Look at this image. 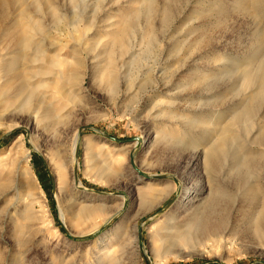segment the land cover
I'll use <instances>...</instances> for the list:
<instances>
[{
	"label": "rangeland",
	"instance_id": "374dc122",
	"mask_svg": "<svg viewBox=\"0 0 264 264\" xmlns=\"http://www.w3.org/2000/svg\"><path fill=\"white\" fill-rule=\"evenodd\" d=\"M26 2L0 1V54L13 50L18 26L33 24L45 51L25 69L36 99L21 110L23 96L13 107L0 99V264H264V236L248 214L264 205V103L251 127L232 126L236 137L220 166L204 163L217 131L255 90L242 76L264 55V0ZM138 13L130 57L115 40ZM39 99L55 108V123L28 119ZM244 151L252 167L237 170ZM215 182L228 192L208 211L222 224L217 234L198 231L167 247L154 237ZM248 182L247 203L238 195ZM187 187L196 197L179 202Z\"/></svg>",
	"mask_w": 264,
	"mask_h": 264
},
{
	"label": "bare ground",
	"instance_id": "6f19581e",
	"mask_svg": "<svg viewBox=\"0 0 264 264\" xmlns=\"http://www.w3.org/2000/svg\"><path fill=\"white\" fill-rule=\"evenodd\" d=\"M5 6H10L11 4H21L25 5L26 0H0ZM76 1V0H74ZM257 3L260 5L261 0H257ZM147 9L149 11V15L151 16L154 12V6L151 2H147ZM24 13V11H22ZM139 14L135 17L125 28L124 34L122 37L117 38L115 42L120 45V48L124 52V55L129 53L128 56L133 57L134 48L129 47V41L127 38L130 36V28L135 27L136 19L139 18ZM148 17V19L150 18ZM60 16H58L59 18ZM62 17L59 18V21ZM163 22L167 23L169 20V12H165L163 16ZM35 30L36 33H33ZM39 27L33 24L29 28H24L22 26H18V33L14 34L12 37L13 50L7 52L6 54H0V99H7L10 102V107H13L15 101H13L16 97L23 96V100L21 105L18 106V109H22L29 105L33 100H35L36 96V88L32 87L29 89V81L26 78L25 69L29 68L28 65H32L35 62L41 60V56H44L45 51L42 48V45L39 43H35V35L39 31ZM1 35H0V44H1ZM260 45L264 47V29L260 31ZM9 54V56H8ZM257 57V56H256ZM126 59L128 57H125ZM22 61V62H20ZM255 66H248L243 71V84L248 87H255L254 92L250 95L248 102L245 103L239 110L235 111L231 117V121L228 125L221 127L217 131V139L204 151V163L205 167L208 170H213L219 165L224 155H227V147L231 140L236 137V133L233 130L234 125L238 124L241 121L247 122L248 126L251 127L253 125L255 115L257 114L258 107H262L261 103H264V55L259 56L256 59ZM62 76V75H61ZM159 78V76H158ZM17 81H20L19 85L14 89L13 93H11V85ZM14 85V84H13ZM116 86V83L112 84ZM130 90L133 86L132 83H129L127 86ZM6 100V101H7ZM39 106L34 108L33 114L28 112V119H32L35 122L36 126L42 124L43 120L48 119L49 123H55L59 118V114L55 112V108L51 105H44V101L39 99ZM261 106H258V105ZM44 109V111L41 109ZM263 119H264V111H263ZM49 125V124H48ZM262 132L259 136V139L262 144L264 141V121L261 127ZM258 139V140H259ZM143 143V142H141ZM139 144V143H138ZM80 145V139L78 133L75 136V140L73 143V163L78 165L77 159V150ZM246 148V147H245ZM244 150V149H243ZM240 151V150H239ZM243 152V151H241ZM245 153V151H244ZM238 158L237 154L234 157H237L238 161L236 162L237 170L239 169H247L251 166L252 159L247 153H245ZM220 166V165H219ZM252 167V166H251ZM23 171L28 176L32 184L36 185L39 188V184L37 183V179L27 167L26 164L23 165ZM25 175V176H26ZM140 176V175H139ZM142 177V176H140ZM215 181V180H214ZM222 183V182H221ZM220 182H215V187L209 190V193L201 197L202 201L193 205H190L192 211L186 213L189 207L186 208V204L181 206L182 211L179 213V216H170L167 220L169 223L161 225L158 227L156 232L154 233V237L158 238L164 246H168L173 241H180L181 243L189 242L192 238H194V234L198 231H203V234H217L218 227L222 224H218L215 219H212V215L209 212H212V208L214 204L227 195L226 187L223 186ZM81 184V183H80ZM80 186V185H79ZM252 183H245L242 186V190L240 192V198L243 202L249 201V199L254 195L250 191L253 189ZM252 188V189H251ZM253 191V190H252ZM193 189L190 187L184 188L182 195L180 197L179 202H183L185 200H193L195 196L191 197L193 194ZM254 192V191H253ZM33 196V195H32ZM31 196V198H32ZM228 197V196H227ZM200 199V200H201ZM198 200V199H196ZM252 202V201H251ZM250 205V204H249ZM32 203H30V208H28L27 213L31 225L36 222V213L34 211V207H31ZM184 207V208H183ZM255 208L256 205H254ZM240 208V207H239ZM237 209L238 211L240 209ZM96 209H101V207H96ZM92 210L85 209L84 213H91ZM212 210V211H211ZM236 210V211H237ZM89 211V212H88ZM237 211V212H238ZM249 212L250 219L249 225L252 229L258 232L261 237L264 236V205L261 206L260 209L251 210ZM215 212V211H214ZM184 213V214H183ZM248 219V218H247ZM246 219V221H247ZM208 232V233H205ZM179 242V243H180ZM3 248V245L0 244V249ZM2 252V251H1ZM3 253V252H2Z\"/></svg>",
	"mask_w": 264,
	"mask_h": 264
},
{
	"label": "water",
	"instance_id": "95a60500",
	"mask_svg": "<svg viewBox=\"0 0 264 264\" xmlns=\"http://www.w3.org/2000/svg\"><path fill=\"white\" fill-rule=\"evenodd\" d=\"M79 149V148H78ZM77 153H78V150H77Z\"/></svg>",
	"mask_w": 264,
	"mask_h": 264
}]
</instances>
